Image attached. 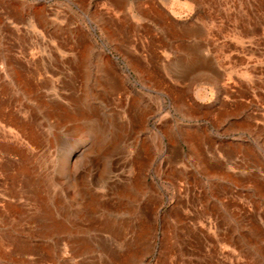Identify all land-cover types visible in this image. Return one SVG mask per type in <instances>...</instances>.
<instances>
[{"label":"rangeland","instance_id":"obj_1","mask_svg":"<svg viewBox=\"0 0 264 264\" xmlns=\"http://www.w3.org/2000/svg\"><path fill=\"white\" fill-rule=\"evenodd\" d=\"M0 264H264V0H0Z\"/></svg>","mask_w":264,"mask_h":264},{"label":"bare ground","instance_id":"obj_2","mask_svg":"<svg viewBox=\"0 0 264 264\" xmlns=\"http://www.w3.org/2000/svg\"><path fill=\"white\" fill-rule=\"evenodd\" d=\"M120 4L122 5V3L120 2ZM116 5V4H115ZM120 6V5H119ZM7 9V8H6ZM119 9V8H118ZM122 9V8H121ZM8 11V10H7ZM80 58V57H79ZM78 64V63H77ZM61 67V66H60ZM75 81V80H74ZM97 86V85H96ZM53 88V87H52ZM53 90H55L54 88H53ZM71 115V114H70ZM95 115V114H94ZM68 116V115H67ZM81 116V115H80ZM99 225V224H98ZM111 225V224H110ZM99 227V226H98ZM118 228V227H117ZM125 228V227H124ZM107 230V229H106ZM116 230V229H115ZM115 232V231H114ZM123 232V231H122ZM110 233V232H109ZM125 235V234H124ZM115 236L117 237V235L115 234ZM100 244H102V243H100ZM101 250V249H100ZM109 252V251H108ZM130 252H131V250H130ZM116 254V253H115ZM41 255V254H40ZM118 260V259H117Z\"/></svg>","mask_w":264,"mask_h":264},{"label":"crops","instance_id":"obj_3","mask_svg":"<svg viewBox=\"0 0 264 264\" xmlns=\"http://www.w3.org/2000/svg\"><path fill=\"white\" fill-rule=\"evenodd\" d=\"M118 5H121L120 3H118Z\"/></svg>","mask_w":264,"mask_h":264}]
</instances>
